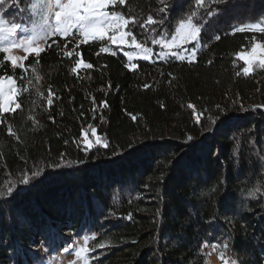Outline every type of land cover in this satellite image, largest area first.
Wrapping results in <instances>:
<instances>
[{
  "label": "trees",
  "instance_id": "trees-1",
  "mask_svg": "<svg viewBox=\"0 0 264 264\" xmlns=\"http://www.w3.org/2000/svg\"><path fill=\"white\" fill-rule=\"evenodd\" d=\"M31 3L6 0L0 15L28 26ZM107 10L154 51L191 17L195 60L133 69L117 48L101 51L108 40L76 32L49 38L23 67L0 53L20 105L0 113V264L43 260L25 250L32 237L46 252L87 237L88 264H206L205 246L264 264V68L245 75L237 57L264 32L236 30L264 20V0H117ZM80 60L92 68L73 73ZM92 128L102 144L86 151Z\"/></svg>",
  "mask_w": 264,
  "mask_h": 264
},
{
  "label": "snow or ice",
  "instance_id": "snow-or-ice-1",
  "mask_svg": "<svg viewBox=\"0 0 264 264\" xmlns=\"http://www.w3.org/2000/svg\"><path fill=\"white\" fill-rule=\"evenodd\" d=\"M117 0H33L30 5V11L32 15L38 16L37 19H33L29 28H25L22 22H11L9 24L2 15H0V53H4V60L11 63L13 68L20 66L23 67L21 58L11 55V50L13 47L23 46L26 54H35L37 57L44 51L40 46V42L48 40L50 37L60 36L61 38L72 36L73 29L79 33L80 36L84 38V42H87L89 38L92 39H103L108 32H112V35H108V39L117 45L127 44L128 41L126 37L132 36V32L124 31L125 27L129 24V20L125 19L123 15L117 13L116 11L109 12L107 9L109 6L115 5ZM119 3L123 5L125 0H119ZM163 3V0H161ZM6 0H0V6H5ZM19 5H17L18 7ZM160 12H165L166 8H160ZM21 14L25 12L24 8L20 9ZM211 16L212 13H209ZM26 17L24 15L20 16V20L24 21ZM163 23V20H154L152 16L147 19V24ZM245 28L259 30L264 32V27H260L257 24L244 25L241 28L236 29L237 31H244ZM31 31V35L27 39L21 40L20 44H15L12 40L15 37L17 31ZM200 28L197 27L190 17L187 21L181 20L179 26L176 28V35L172 38V46L179 47L182 43H187L189 41H195L200 32ZM118 33L119 35H116ZM219 39V37H216ZM153 44H161L160 40H153ZM140 51L137 55H140L142 59L147 60L152 54V49L143 47L138 44L135 37H132L131 45ZM171 47L168 45H164ZM101 51H108V49L102 48ZM114 54V53H113ZM65 55H71V53L66 52ZM79 55V53H77ZM128 60L133 59L132 53H125ZM163 55V53L161 54ZM172 55L178 56L179 59H185V56L173 52ZM26 58V57H25ZM195 58V50L191 53L189 59ZM238 58L242 60L245 64L243 72L247 75L251 70V61L253 58L259 59V63L264 65V44L254 43L251 51L248 53H238ZM21 60V63L17 65V61ZM92 68L91 64L84 63L82 60L76 63L71 71L76 73L78 69ZM131 68L135 69L136 64H131ZM26 70V69H25ZM15 81L12 76H0V113H5L9 111H14L15 108H19L20 105L16 103L17 91L14 87ZM147 87V85H145ZM53 93L49 91L48 104H52ZM102 106H106L105 102H102ZM189 108H193V105L189 104ZM102 119V117H101ZM92 135L96 136V129L92 128ZM9 133H12L11 127H9ZM84 135V133H82ZM190 140L191 137H188ZM96 143L100 144V137H96ZM104 146H107L106 144ZM91 143L87 144L86 151L92 148ZM53 167H60L59 164L53 165ZM40 171H43L41 169ZM40 171L33 172L32 176L40 175ZM23 184L27 185L30 183V178L26 175L23 179ZM18 191V190H17ZM7 193L9 195H14L13 187H8ZM4 195V193H0ZM255 195V192H250L249 196ZM160 215V212H157ZM131 219V215L127 217ZM87 237H85V243H87ZM215 247V246H214ZM229 245L225 244L224 248L228 249ZM68 251V249H65ZM88 249L85 247L83 249H78L76 255L83 261V264H88ZM223 259V253L221 254ZM225 264H239L238 259L225 260Z\"/></svg>",
  "mask_w": 264,
  "mask_h": 264
},
{
  "label": "rangeland",
  "instance_id": "rangeland-1",
  "mask_svg": "<svg viewBox=\"0 0 264 264\" xmlns=\"http://www.w3.org/2000/svg\"><path fill=\"white\" fill-rule=\"evenodd\" d=\"M32 2H33V0H32ZM30 15H31V21H30V24L28 26H25L26 29L30 27L33 19L38 20V16L34 17L31 13V11H30ZM254 24H257L260 27H264V20H262L261 22H258V23H254ZM178 26H179V24H178ZM126 27H125L124 31H126ZM252 30H255V29H252ZM256 31H259V30H256ZM73 32L78 33L76 31V29H73ZM199 33H198V37L195 41H189L187 43H182V44H180L179 47H175V46H172V38L174 35H176V29H175V31H174V33L170 39L160 40V41H162V43L157 44L158 45L157 51H154L153 48H151L152 54L149 56V58L147 60L142 59L140 55H137V53L140 51L139 49H136L135 47L130 46L131 40H132V38H130V36L126 37V40L128 41V43L123 44V45L113 44L107 38L108 35L113 34L111 31L108 32L103 39L89 38L87 42H90L92 40H108L110 47L105 48V49H108V51H106V52L110 53V54H113V53L115 54L116 52L113 49L117 48L118 52L124 56L126 62L128 63L129 67L131 68V64H133L135 61H138V60L151 62V61H163V60H167V59L172 58L176 61H194L195 58L189 59V57L191 56V53L193 52V50H195V55H196V52L200 47L199 46ZM31 34H32L31 31H28V30H25V31H19L18 30L16 32L15 37H13L12 40L15 44H20L21 40L27 39V37L30 36ZM116 35H119V34L116 33ZM81 38H82V41L84 42V38L82 36H81ZM46 41L40 42V46L42 48L44 47V44ZM254 43L264 44V42H254ZM164 45H168L171 47H167ZM251 48L247 51H242L240 53H248L251 51ZM173 52L184 55L185 59L181 60V59H179L178 56L172 55ZM125 53H132L133 59L131 61H129L128 57L125 55ZM162 53H163V55H161ZM10 54L13 56L21 58L22 63H23L24 58L27 55H29V54L25 53L23 46L13 47ZM21 60L17 61V65H19L21 63ZM240 61L243 63V65L245 67L244 62L242 60H240ZM17 67H20V66H17ZM251 68H252V70L247 75H249L254 69L264 68V65H261L259 63V59L253 58L251 61ZM14 87L17 91L16 84L14 85ZM13 108L16 109L15 105H13ZM9 112H11V111H9ZM96 137L97 136L92 135V132L90 133V135H85L84 136L85 145L87 146L88 143H91L93 145V147L97 146V145L101 146L102 143H100V144L96 143ZM60 234L62 237L69 236V234L67 233V231L64 228L61 229ZM31 239H32L31 244L29 246H27L25 250H27L28 252L29 251L30 252H36L37 256L41 255L42 257H44V259L39 260L40 259V257H39V259L32 262L30 257H27V255H24V258L22 260L18 259V261L15 264H83V261L80 258H78V256L76 255V251L78 249H83L86 247L83 239H76V240L70 239L68 241V243H66V244L60 243V242L58 244L56 243V245H54L53 249H51L50 251H47V252L45 250H43V248H41L38 245L36 237H32ZM65 249H68V251H65ZM204 252L206 255V257H205L206 258V260H205L206 264H225V260H228V259H224V258L222 259L221 255H219L217 253L214 246H205Z\"/></svg>",
  "mask_w": 264,
  "mask_h": 264
}]
</instances>
